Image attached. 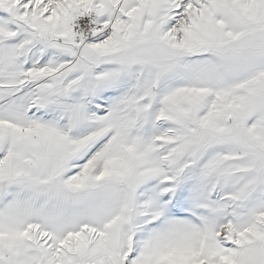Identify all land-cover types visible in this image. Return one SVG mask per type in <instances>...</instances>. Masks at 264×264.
<instances>
[{"label":"snow or ice","instance_id":"snow-or-ice-1","mask_svg":"<svg viewBox=\"0 0 264 264\" xmlns=\"http://www.w3.org/2000/svg\"><path fill=\"white\" fill-rule=\"evenodd\" d=\"M0 264H264V0H0Z\"/></svg>","mask_w":264,"mask_h":264}]
</instances>
